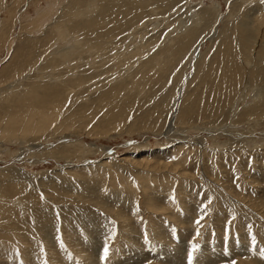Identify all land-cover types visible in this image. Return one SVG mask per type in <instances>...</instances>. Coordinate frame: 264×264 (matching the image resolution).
I'll list each match as a JSON object with an SVG mask.
<instances>
[{
	"label": "rangeland",
	"instance_id": "rangeland-1",
	"mask_svg": "<svg viewBox=\"0 0 264 264\" xmlns=\"http://www.w3.org/2000/svg\"><path fill=\"white\" fill-rule=\"evenodd\" d=\"M0 264H264V0H0Z\"/></svg>",
	"mask_w": 264,
	"mask_h": 264
},
{
	"label": "bare ground",
	"instance_id": "bare-ground-1",
	"mask_svg": "<svg viewBox=\"0 0 264 264\" xmlns=\"http://www.w3.org/2000/svg\"><path fill=\"white\" fill-rule=\"evenodd\" d=\"M80 11V10H79ZM95 18V17H94ZM93 18V19H94ZM195 34V31H194V33H193V35ZM230 46H232V49H231V51L233 50V48H234V45H232L231 43H230ZM230 55H231V61H230V64H231V69H230V71L229 72H233L232 73V77L231 78H229V81H230V87H229V90H234V89H236V86L238 87V81L234 78L235 77V75H237L238 73L240 74V75H242V73H243V70H242V66L239 64V63H236V61H237V58L238 57H236V56H234V53H231L230 52ZM229 61V60H228ZM238 62V61H237ZM228 65V64H227ZM229 68V67H228ZM230 73V74H231ZM239 77V76H238ZM242 77V76H241ZM222 84V83H221ZM227 84V83H226ZM222 85H220V87H221Z\"/></svg>",
	"mask_w": 264,
	"mask_h": 264
},
{
	"label": "snow or ice",
	"instance_id": "snow-or-ice-1",
	"mask_svg": "<svg viewBox=\"0 0 264 264\" xmlns=\"http://www.w3.org/2000/svg\"><path fill=\"white\" fill-rule=\"evenodd\" d=\"M195 248H196V246H194V251H195ZM105 255H107V250H105ZM189 259L191 260L192 257L190 256Z\"/></svg>",
	"mask_w": 264,
	"mask_h": 264
}]
</instances>
